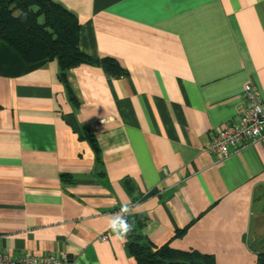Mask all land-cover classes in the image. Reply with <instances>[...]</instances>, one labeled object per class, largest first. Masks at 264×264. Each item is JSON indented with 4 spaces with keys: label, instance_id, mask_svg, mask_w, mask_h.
Segmentation results:
<instances>
[{
    "label": "crops",
    "instance_id": "obj_1",
    "mask_svg": "<svg viewBox=\"0 0 264 264\" xmlns=\"http://www.w3.org/2000/svg\"><path fill=\"white\" fill-rule=\"evenodd\" d=\"M54 1L79 18L81 50L125 73L72 68L75 102L56 59L29 64L0 40L2 249L136 264L110 226L127 205L155 245L256 264L264 136L221 160L205 147L248 83L264 98V0Z\"/></svg>",
    "mask_w": 264,
    "mask_h": 264
},
{
    "label": "trees",
    "instance_id": "obj_2",
    "mask_svg": "<svg viewBox=\"0 0 264 264\" xmlns=\"http://www.w3.org/2000/svg\"><path fill=\"white\" fill-rule=\"evenodd\" d=\"M81 23L77 15L54 0H0V40L17 51L29 64L56 59L59 76L73 101L76 96L68 81V72L82 64L101 66L107 73H125L112 57L94 58L83 52L79 44ZM90 141L98 150L95 139ZM133 191V185L127 182ZM133 229L126 237L136 264H218L214 255L198 250H183L170 244L152 243L144 234L146 217L129 214ZM178 231L177 234H180ZM256 264H264V250L257 251Z\"/></svg>",
    "mask_w": 264,
    "mask_h": 264
},
{
    "label": "built area",
    "instance_id": "obj_3",
    "mask_svg": "<svg viewBox=\"0 0 264 264\" xmlns=\"http://www.w3.org/2000/svg\"><path fill=\"white\" fill-rule=\"evenodd\" d=\"M246 103L236 117L218 129L205 151L218 160L227 157L232 150L254 142L264 136V98L258 87L251 83L245 86ZM106 238V237H103ZM0 264H74L67 254H36L26 252L15 255L4 251L0 241Z\"/></svg>",
    "mask_w": 264,
    "mask_h": 264
},
{
    "label": "rangeland",
    "instance_id": "obj_4",
    "mask_svg": "<svg viewBox=\"0 0 264 264\" xmlns=\"http://www.w3.org/2000/svg\"><path fill=\"white\" fill-rule=\"evenodd\" d=\"M255 221L247 235V239L250 245L256 247L259 250H264V226H260V220L264 225V210L259 202L255 206ZM259 222V223H258Z\"/></svg>",
    "mask_w": 264,
    "mask_h": 264
},
{
    "label": "clouds",
    "instance_id": "obj_5",
    "mask_svg": "<svg viewBox=\"0 0 264 264\" xmlns=\"http://www.w3.org/2000/svg\"><path fill=\"white\" fill-rule=\"evenodd\" d=\"M129 210V206H123L120 210V213L116 214V218L111 222L110 225L112 230L121 239H123V237L133 229V225L128 220Z\"/></svg>",
    "mask_w": 264,
    "mask_h": 264
}]
</instances>
